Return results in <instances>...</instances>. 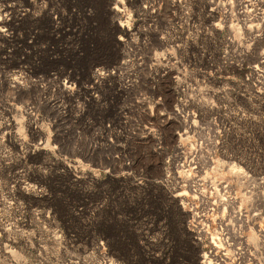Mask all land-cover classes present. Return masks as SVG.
<instances>
[{
    "label": "rangeland",
    "instance_id": "rangeland-1",
    "mask_svg": "<svg viewBox=\"0 0 264 264\" xmlns=\"http://www.w3.org/2000/svg\"><path fill=\"white\" fill-rule=\"evenodd\" d=\"M239 1L0 0V264H264V0Z\"/></svg>",
    "mask_w": 264,
    "mask_h": 264
},
{
    "label": "bare ground",
    "instance_id": "bare-ground-1",
    "mask_svg": "<svg viewBox=\"0 0 264 264\" xmlns=\"http://www.w3.org/2000/svg\"><path fill=\"white\" fill-rule=\"evenodd\" d=\"M119 3V6L120 5H122V1H119L118 2ZM240 4H242L243 5V7H247V3H244V1H242V0H240L239 1V5ZM240 9H242V8H240L239 7V9H238V19L240 18L241 19V21H242V23H241V25L243 24V25H245V26H248V27H250V28H254V26H255V24H252V23H249V24H247L246 22L247 21H249L248 20V18H249V16L250 15H248V13H245L244 11L245 10H241L240 11ZM240 19H239V21H240ZM240 21V22H241ZM247 24V25H246ZM256 25H257V23H256ZM256 28V27H255ZM257 30V29H256ZM63 82H62V84H63V89H68L70 86H71V82L68 80V79H64V80H62ZM15 85H17L18 86V82H15ZM20 86V85H19ZM60 86V85H59ZM62 88V87H61ZM27 110V109H26ZM27 113H28V111H27ZM188 117V116H187ZM189 118V117H188ZM236 170H238V169H236ZM240 171V170H239ZM241 172V171H240ZM239 173V172H238ZM241 174V173H240ZM238 175V174H237ZM223 203H224V200H223ZM210 260L211 259H209L208 258V256L206 255V254H204L203 255V259L201 260V262L203 263V264H211L210 263ZM212 264H219V262L217 263V262H215V263H212Z\"/></svg>",
    "mask_w": 264,
    "mask_h": 264
}]
</instances>
